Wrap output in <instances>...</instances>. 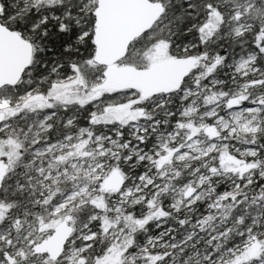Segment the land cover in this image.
Here are the masks:
<instances>
[{"label":"snow or ice","instance_id":"obj_1","mask_svg":"<svg viewBox=\"0 0 264 264\" xmlns=\"http://www.w3.org/2000/svg\"><path fill=\"white\" fill-rule=\"evenodd\" d=\"M0 264H264V0H0Z\"/></svg>","mask_w":264,"mask_h":264}]
</instances>
